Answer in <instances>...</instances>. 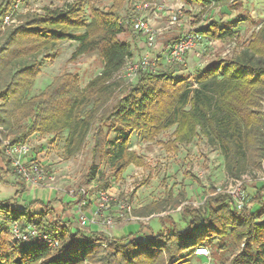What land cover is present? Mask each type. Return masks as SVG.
Masks as SVG:
<instances>
[{
  "label": "trees",
  "instance_id": "1",
  "mask_svg": "<svg viewBox=\"0 0 264 264\" xmlns=\"http://www.w3.org/2000/svg\"><path fill=\"white\" fill-rule=\"evenodd\" d=\"M16 1L0 0V133L5 138L25 143L33 133L66 132L64 154L69 159L83 150L92 134L89 183L99 182L104 165L115 180L130 165H143V158L131 147L133 131L154 141L175 128L169 141L175 149L200 133L220 151L230 178L263 168L264 25L232 58L206 66L194 83L168 71L141 70L137 82L111 104L122 84L120 72L133 57L131 43L119 38L133 26L119 14L117 0L105 8L92 6L89 19L83 17L84 6L100 0L47 6L41 13L21 16L23 24L14 27L16 22L8 25L4 19ZM182 1L207 9L233 0ZM238 21L233 26L212 21L196 32L211 40L235 39ZM62 41L77 42L72 59L97 53L103 62L101 72L83 88L78 77L70 76L29 97L37 59L48 56ZM100 185L107 189L109 180ZM247 195L239 208L228 194L217 193L206 200L205 213L192 211L194 218L185 231L174 228L169 235L142 237L73 230L49 222L47 209L33 216L35 202L21 209L17 202L0 200V216L7 224L36 225L59 241L52 250L42 244L12 242L6 236L0 239V264H187V254L207 258L195 254L198 247H210L213 253L236 249L229 264H264V182Z\"/></svg>",
  "mask_w": 264,
  "mask_h": 264
},
{
  "label": "rangeland",
  "instance_id": "2",
  "mask_svg": "<svg viewBox=\"0 0 264 264\" xmlns=\"http://www.w3.org/2000/svg\"><path fill=\"white\" fill-rule=\"evenodd\" d=\"M138 1L141 0H117L119 14L122 17H132L134 5ZM72 2L73 0H41L33 3L24 0L19 12L15 14L17 16L14 27L23 24L21 16L41 13L47 6L64 7ZM159 2L164 8H151L147 12L152 26L157 30L155 46L149 47L143 33L133 28L119 35L121 40L132 45L133 57L128 61V66L137 64L148 55L151 61L156 63L157 72L168 71L176 77H186L190 84L196 81L198 73L204 67L216 64L219 60L232 58L249 44L252 35L264 25V0H233L225 5L207 9L182 0ZM112 4V0L87 3L83 9V17L90 18L92 6L105 8ZM212 21L225 26H233L234 21H238V37L213 40L212 45L205 51L197 49L188 53L184 63L170 64L165 60L162 53L164 47ZM0 29H3L2 24ZM76 45L75 41H62L48 56L37 59L29 97L39 95L53 82L63 83L70 76L78 77L83 88L101 72L103 62L97 53L72 59ZM124 73L120 75L122 84L111 104L123 97L127 88L139 78V75L128 78ZM174 130L175 128H172L163 132L154 141L146 140L142 132L133 131L131 147L143 158V165H130L118 180L111 177L109 168L104 165L98 176L99 182L93 183L87 182L95 142L92 134L83 150L69 159L64 154L66 132L59 135L31 134L26 140L31 147L28 159L42 163L47 171V178L38 185L27 183L15 172L11 163L6 165L9 158L4 153L3 145H0V200L9 199L18 203L21 193L25 191L31 201L22 202L21 209L35 202L32 214L47 209L46 217L51 223L65 224L73 230L95 231L109 237L128 234L133 237L162 233L169 235L174 228L185 231L194 218L192 211L204 212L206 200L217 194L230 177L220 151L209 145L202 134L199 133L193 142L175 149L169 144ZM114 136V133L111 134V137ZM262 173V168H255L245 174L247 193L252 195L258 191L263 184L260 180ZM107 179L109 187L104 189L100 182L103 183ZM15 185L19 187L18 191H15ZM101 191H109L112 197L102 212L104 216L113 219L112 225L105 224L104 216L97 212ZM83 192L85 204L81 210L89 219H94L93 223L86 225H83L79 218ZM11 226L12 223L7 224L5 217L1 215L0 239L8 236L10 241L14 242ZM140 228L141 233H138ZM209 250L210 256L207 258H198L193 254H187L184 258L187 264H229L237 253L234 248L221 253H213L210 247Z\"/></svg>",
  "mask_w": 264,
  "mask_h": 264
},
{
  "label": "built area",
  "instance_id": "3",
  "mask_svg": "<svg viewBox=\"0 0 264 264\" xmlns=\"http://www.w3.org/2000/svg\"><path fill=\"white\" fill-rule=\"evenodd\" d=\"M24 0H17L14 6V10L10 15L4 19V24H11L16 22V16L19 12V8L23 4ZM31 2H38L41 0H30ZM160 0H141L135 3L134 13L128 17L132 23L133 29L143 33L146 37L149 47H153L156 44L157 30L152 26L147 12L151 8H164V5L160 4ZM176 18V16H175ZM213 40L209 39L204 35H200L196 30L181 36L179 39L169 43L163 48V55L165 60L170 63H184L188 53L195 51L197 49L205 51L209 45H212ZM129 63V62H128ZM128 63L120 72L124 73L125 77L134 78L137 77L141 70H150L152 72H157L156 63L152 62L148 55L144 56L137 64L128 66ZM119 75V78H120ZM0 140L4 147V153L9 158V161L17 172L27 183L31 185H38L47 178V171L42 163H38L32 159H28L29 153L31 152V147L28 143H13L9 138H5L0 133ZM263 173L260 178L264 182V160H263ZM245 176V175H244ZM244 176L240 179L230 178L228 183L217 193H226L233 200L234 204L241 208L243 207L247 200L248 195L245 190ZM85 192H83V197L79 206V218L83 225L90 224L94 222V219H89L85 213L81 210V207L85 204L84 201ZM112 197L109 191H101L99 194V202L97 212L103 215V210L108 206ZM104 223L112 225L113 219L111 217L104 216ZM11 235L15 242L21 243L22 245L27 244H42L46 245L52 250H56L59 247V241L52 237L47 231L38 228L36 225H28L26 228L21 227L18 223H12ZM195 254L197 256L209 257L210 250L207 247H198L195 249Z\"/></svg>",
  "mask_w": 264,
  "mask_h": 264
},
{
  "label": "crops",
  "instance_id": "4",
  "mask_svg": "<svg viewBox=\"0 0 264 264\" xmlns=\"http://www.w3.org/2000/svg\"><path fill=\"white\" fill-rule=\"evenodd\" d=\"M204 68H205V67H204ZM204 68H203V69H204ZM203 69H202V70H203ZM15 186H16V185H15ZM15 188H16L15 191H18V190H19V187H18V186H16ZM26 193H27V192H25V191L22 192V193H21V198L18 199V203H17V205H18L19 208H21L20 205H21L22 202L24 203L26 200H28V202L31 201V199H30V200L28 199ZM32 201H33V200H32ZM23 208H25V207H23ZM23 208H22V209H23ZM41 212H42V211H41ZM41 212H40V213H41ZM40 213H39V212H33V214H35V215H39Z\"/></svg>",
  "mask_w": 264,
  "mask_h": 264
}]
</instances>
